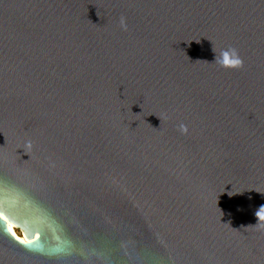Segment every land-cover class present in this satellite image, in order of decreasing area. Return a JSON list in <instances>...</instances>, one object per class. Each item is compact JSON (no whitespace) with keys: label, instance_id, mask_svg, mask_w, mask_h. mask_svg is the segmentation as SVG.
<instances>
[{"label":"water","instance_id":"1","mask_svg":"<svg viewBox=\"0 0 264 264\" xmlns=\"http://www.w3.org/2000/svg\"><path fill=\"white\" fill-rule=\"evenodd\" d=\"M261 207L264 0H0V264H264Z\"/></svg>","mask_w":264,"mask_h":264},{"label":"clouds","instance_id":"2","mask_svg":"<svg viewBox=\"0 0 264 264\" xmlns=\"http://www.w3.org/2000/svg\"><path fill=\"white\" fill-rule=\"evenodd\" d=\"M120 25L124 30H127V23L124 17H121ZM215 53V63L221 68H239L243 66V60L239 56L238 50L234 47H228L221 50L219 53ZM180 131L186 134L188 132L187 126L180 125ZM256 215L259 220H264V207H261Z\"/></svg>","mask_w":264,"mask_h":264},{"label":"bare ground","instance_id":"3","mask_svg":"<svg viewBox=\"0 0 264 264\" xmlns=\"http://www.w3.org/2000/svg\"><path fill=\"white\" fill-rule=\"evenodd\" d=\"M11 223H12V228H13V232L16 234V235H18L15 231H16V227H18V225H17V223L16 222H14L13 220H11ZM22 235H24V236H26V237H24V236H22ZM22 235H18L21 239H23V240H27V241H31V239H30V236L27 234V233H22Z\"/></svg>","mask_w":264,"mask_h":264},{"label":"rangeland","instance_id":"4","mask_svg":"<svg viewBox=\"0 0 264 264\" xmlns=\"http://www.w3.org/2000/svg\"><path fill=\"white\" fill-rule=\"evenodd\" d=\"M18 235L19 234H22L23 233V229L18 225V227H16V231H15ZM22 236H24V235H22ZM24 237H26V236H24Z\"/></svg>","mask_w":264,"mask_h":264},{"label":"trees","instance_id":"5","mask_svg":"<svg viewBox=\"0 0 264 264\" xmlns=\"http://www.w3.org/2000/svg\"><path fill=\"white\" fill-rule=\"evenodd\" d=\"M19 235H22V234H19Z\"/></svg>","mask_w":264,"mask_h":264}]
</instances>
